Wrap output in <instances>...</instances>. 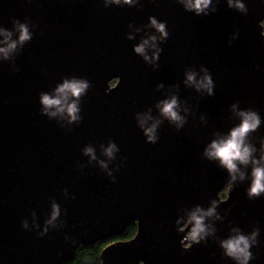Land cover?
Wrapping results in <instances>:
<instances>
[{
	"label": "water",
	"instance_id": "obj_1",
	"mask_svg": "<svg viewBox=\"0 0 264 264\" xmlns=\"http://www.w3.org/2000/svg\"><path fill=\"white\" fill-rule=\"evenodd\" d=\"M242 2L247 13L212 0L196 15L183 0H0V48L18 41L13 20L32 33L7 58L0 53V264H65L132 222L137 235L104 248L102 264H237L221 242L256 229L248 264H264V193L247 196L252 165L236 162L230 185L227 169L205 155L248 109L261 120L248 137L255 158L264 143V0ZM145 40L148 60L134 51ZM202 68L212 95L185 82L188 72L200 80ZM72 79L89 82L78 101L62 99L77 103L78 120L41 102ZM172 97L181 127L161 112ZM153 124L155 143L144 131ZM197 209L205 233L195 244L188 221Z\"/></svg>",
	"mask_w": 264,
	"mask_h": 264
},
{
	"label": "clouds",
	"instance_id": "obj_2",
	"mask_svg": "<svg viewBox=\"0 0 264 264\" xmlns=\"http://www.w3.org/2000/svg\"><path fill=\"white\" fill-rule=\"evenodd\" d=\"M113 3L119 4L120 0H112ZM125 4H131L132 0H123ZM185 9L187 11H193L196 15L204 14L207 15V9L212 4V0H183ZM228 6L230 8H235L237 11L241 13H247L248 9L242 0H227ZM215 11V8L212 9ZM151 26L154 27L160 34L163 39L168 38V32L165 30V23L158 22L154 16L149 17ZM13 24L19 32L18 41H13L11 43H7L6 48H0V53H3L5 58H7L9 51L14 50L16 48L17 42L23 44L28 41L32 37V33L29 32V27L25 23H19L18 20H13ZM3 30L0 29V32ZM5 35L6 41L11 36L10 32H3ZM151 40L155 41L156 37H150ZM148 44V40H145L140 45L136 46L134 51L137 54L143 55L145 60H148V56L145 55V45ZM157 57L154 55L153 59ZM205 74L200 79H196L195 72L186 73V83L190 85H195L197 90L205 89L207 90L209 95L213 94V79L212 76L208 73L207 69H201ZM89 88V82L87 80H77L72 79L71 81L65 80L64 83L56 89L58 94L57 98L49 97L47 94L41 95V102L44 105L45 110L49 108H56L57 111L65 112L71 118V120H78L79 117L77 113L79 111L77 103L67 104L66 106L62 104V99H66L68 94L72 97L77 98V101L81 95H83L86 90ZM178 107L177 99L172 97L171 100L162 102L161 112L171 121L178 122L177 127L182 126L183 118L178 115L176 108ZM236 106L233 105V108ZM56 113L53 112L52 115ZM241 120L238 126L233 127L230 130V133L226 139H223L219 142L212 141L210 146L205 150V155L211 159H218L222 166H224L231 180L228 181L230 185L236 180V173L239 171L237 167V163L248 166L252 165L251 170V185L247 189V196L249 199L259 197L261 193H264V143L261 144V155L259 159L255 158L253 155L256 152L255 147L248 142V137L250 133H254L257 131L261 124V120L259 114L251 109L244 110L238 113ZM141 127H143V122H141ZM156 125L153 124L149 128H145V134L148 136V140L155 143L156 137L155 133ZM115 149V145L112 144L106 150V154L111 157L113 150ZM86 154L92 152L91 148H87L85 150ZM240 179H245V173L240 172ZM213 208H210L204 215L210 216L215 211L216 201H213ZM200 210L197 209V212L192 213L190 220L188 223L194 222V226L190 230L191 240L195 242V244L199 243V241L203 238L202 233H205V228L203 225L204 215H197ZM59 214L58 206L53 205V213L52 220L56 218ZM52 221L49 220L48 223ZM188 224H185L186 226ZM27 226L26 223L24 225ZM259 234V229H256L251 234V237L245 236L243 234H238L234 237H231L225 241L221 242V246L224 249V253L227 257L234 259L237 264H248V261L252 259V253L250 248L253 245L257 244L256 237Z\"/></svg>",
	"mask_w": 264,
	"mask_h": 264
},
{
	"label": "trees",
	"instance_id": "obj_3",
	"mask_svg": "<svg viewBox=\"0 0 264 264\" xmlns=\"http://www.w3.org/2000/svg\"><path fill=\"white\" fill-rule=\"evenodd\" d=\"M264 26V22H263ZM116 81H113L114 84ZM226 187L221 192V197L226 198L228 193ZM138 232L137 222H132L128 225L127 229L122 235L113 236L105 240H101L92 246H80L76 251L75 257L72 260L65 262V264H102V252L109 244L117 241H128L134 238Z\"/></svg>",
	"mask_w": 264,
	"mask_h": 264
},
{
	"label": "flooded vegetation",
	"instance_id": "obj_4",
	"mask_svg": "<svg viewBox=\"0 0 264 264\" xmlns=\"http://www.w3.org/2000/svg\"><path fill=\"white\" fill-rule=\"evenodd\" d=\"M115 83H117V82H115ZM115 83H114V84H115ZM114 84H112V85H114ZM227 195H228V193H227ZM226 197H227V196H226ZM224 199H225V198H224Z\"/></svg>",
	"mask_w": 264,
	"mask_h": 264
}]
</instances>
